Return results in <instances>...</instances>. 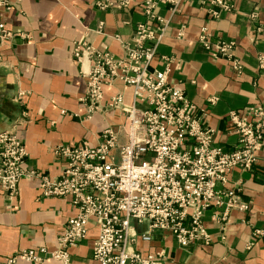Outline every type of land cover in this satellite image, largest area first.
I'll list each match as a JSON object with an SVG mask.
<instances>
[{"label":"built area","instance_id":"1","mask_svg":"<svg viewBox=\"0 0 264 264\" xmlns=\"http://www.w3.org/2000/svg\"><path fill=\"white\" fill-rule=\"evenodd\" d=\"M190 1L95 2L101 11H127L138 5L145 21L130 37H114L123 51L121 57L85 41L75 44V59L81 65L87 63L88 69L83 72L87 88L81 99L86 112L74 117L90 120L97 113L117 110L124 122L119 129L107 127L95 147L85 142L52 147L51 154L63 165L57 179L25 170L28 153L17 133H0V191L8 209L15 208L12 203L19 194L20 181L37 178L43 196L70 198L77 210L55 248L20 250L6 259L7 264H42L48 258L69 264V249L85 241L92 227L97 229L93 259L99 264H165V251L142 254L135 248L137 242L150 243L155 233L164 232L182 248L196 243L210 245L212 239L204 226L207 211L215 210L213 219L226 227L233 211L249 209L239 185L229 187V175L235 169L251 171L257 163V154L264 146V105H251L242 116L237 111L229 113L239 144L233 151H225L215 144L216 133L208 124L207 111L170 81L171 61L164 71L151 69L170 24L160 14L161 8L174 15ZM236 1L200 0V4L215 7L210 14L219 19L223 12L234 10ZM15 2L0 0V49L15 36L1 21V13L11 10ZM103 31L104 23L100 22L97 32ZM21 37L30 40L27 35ZM198 43L211 58L227 59L238 74L242 73L243 65L234 56L235 41L214 40L208 29H203ZM258 63L264 68V54L258 55ZM119 85L132 89L131 102L126 101L125 90ZM111 88L116 92L108 96L106 90ZM23 94L20 92L19 98Z\"/></svg>","mask_w":264,"mask_h":264},{"label":"crops","instance_id":"2","mask_svg":"<svg viewBox=\"0 0 264 264\" xmlns=\"http://www.w3.org/2000/svg\"><path fill=\"white\" fill-rule=\"evenodd\" d=\"M96 1L14 0V7L1 13V21L15 36L0 49V133L14 130L28 153L23 168L51 180L60 176L63 166L51 154L52 147L84 142L95 147L107 127L119 129L124 122L117 110L97 113L90 120L74 117L86 112L81 99L87 88L83 72L88 69L87 63L81 65L75 59V44L85 41L121 57L123 51L114 37H130L145 21L138 5L127 11H101ZM211 10L215 7L206 8L200 0H191L174 15L161 8L160 14L170 24L151 69L164 71L170 60V81L207 111L215 144L233 151L239 136L229 113L237 111L242 116L249 106L264 105V68L258 63V55L264 54V0H237L234 10L223 12L219 19ZM100 22L103 33L97 32ZM203 29L214 40L235 41L241 74L227 59L211 58L198 43ZM119 86L131 102L132 89ZM20 92L24 93L21 98ZM106 92L111 96L116 89ZM213 97L217 100L211 104ZM121 140L125 142L123 132ZM229 180V187L239 185L242 200L250 206L247 211H233L226 227L213 219L215 210L207 211L204 226L212 239L210 245L182 248L171 235L157 232L150 243L139 240L135 248L142 254L165 251V264H264V146L251 171L235 169ZM18 191L13 210L0 191V264H7L6 259L20 250L55 248L67 221L77 215L70 198L43 196L37 178L21 180ZM96 234L92 227L85 241L69 249V264H99L93 259ZM42 264L64 263L48 258Z\"/></svg>","mask_w":264,"mask_h":264}]
</instances>
